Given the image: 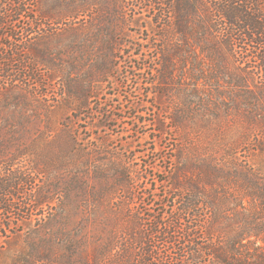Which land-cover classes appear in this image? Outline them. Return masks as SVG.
<instances>
[{
  "label": "rangeland",
  "instance_id": "rangeland-1",
  "mask_svg": "<svg viewBox=\"0 0 264 264\" xmlns=\"http://www.w3.org/2000/svg\"><path fill=\"white\" fill-rule=\"evenodd\" d=\"M70 1L39 0L34 33L16 40L25 42L19 60L40 62L35 72L48 86L23 78L12 82L0 74V178L17 177L14 196L7 197L13 208L7 212L0 206V227L16 231L0 246V264H68L72 258L90 262L91 245L107 240L102 229L115 232L119 227L108 210L123 198L118 171L127 172L132 189L148 204L171 186L156 182L151 191L147 182L154 177L190 176L192 164L229 151L245 164L246 150L262 140V104L253 113L234 108L228 114L222 106L209 114L204 98L182 99L193 90L187 78L163 95L166 85L156 80L160 42L152 15L135 0H127L123 13L117 0H75L77 11L66 13L63 6ZM30 18L22 17L16 28L29 26ZM248 58L239 53L237 64ZM247 62L253 83L264 84V73ZM135 64L145 67L137 70ZM111 65L113 73L100 81ZM63 91L64 97L57 95ZM227 91L235 101L242 100L235 89ZM98 120H107V127L98 131ZM67 128L76 134L80 130L78 144L87 152L71 151ZM252 161L264 168L260 157ZM30 194L52 200L37 208ZM73 244L78 252H72Z\"/></svg>",
  "mask_w": 264,
  "mask_h": 264
},
{
  "label": "trees",
  "instance_id": "trees-1",
  "mask_svg": "<svg viewBox=\"0 0 264 264\" xmlns=\"http://www.w3.org/2000/svg\"><path fill=\"white\" fill-rule=\"evenodd\" d=\"M38 1L0 0V74L12 82L23 78L48 86L46 79L35 72L40 62L28 57L20 61L25 42L16 43L19 35L27 37L34 33ZM135 1L152 15L161 55V72L156 80L166 85L163 95L187 78L192 81L193 90L190 95L182 94V99L189 103L204 98L209 114L215 115L222 106L228 114L234 108L253 113L258 104H262L260 110L264 114V84L253 83L254 73L246 67L247 61H253L259 73H264V0ZM117 3L123 13L127 0ZM63 11L74 13L77 2L71 0ZM22 17H31L32 23L18 30L16 24ZM121 21L127 22L125 17ZM241 52L249 54V58L237 64ZM43 63L49 65L47 60ZM144 65L135 64L134 68L142 70ZM111 73L112 65L100 81ZM228 87L235 89L242 100L235 101ZM68 92L75 94L73 88H68ZM64 94L63 91L57 95ZM74 110L81 112L80 108ZM106 122L98 120L94 127L100 131L107 127ZM67 129L71 151L87 152L78 144L80 130L76 134ZM259 130L262 140L246 150L245 164L229 151L221 158L204 157L192 164L195 168L191 166L194 173L190 176H173L169 180L154 177V182L146 177L151 191L156 182L171 185L164 196L148 204L132 189L127 172L118 171L117 185L123 198L108 208L110 219L119 226L117 231L102 229L107 240L91 245L90 262H76L72 258L68 264H264V168L252 161L253 156H258L264 162V126ZM16 180L14 175L0 178V206L4 211L9 212L14 206L7 197L14 196L11 190L17 188ZM29 197L37 208L52 200L45 194ZM102 204L106 206L105 201ZM15 233L10 227H0V246ZM204 239L211 242L205 244ZM78 251L73 244L72 252Z\"/></svg>",
  "mask_w": 264,
  "mask_h": 264
}]
</instances>
